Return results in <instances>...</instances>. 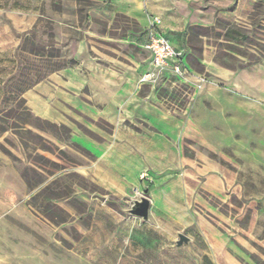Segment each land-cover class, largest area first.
<instances>
[{
  "label": "rangeland",
  "instance_id": "rangeland-1",
  "mask_svg": "<svg viewBox=\"0 0 264 264\" xmlns=\"http://www.w3.org/2000/svg\"><path fill=\"white\" fill-rule=\"evenodd\" d=\"M150 16L185 50L186 82L138 83ZM93 61L182 117L170 174L135 176L114 162L90 176V144L115 128L85 95L59 93L45 118L30 111L26 91ZM141 196L147 221L125 213ZM180 234L189 241L176 247ZM40 259L264 264V0H0V264Z\"/></svg>",
  "mask_w": 264,
  "mask_h": 264
},
{
  "label": "crops",
  "instance_id": "crops-1",
  "mask_svg": "<svg viewBox=\"0 0 264 264\" xmlns=\"http://www.w3.org/2000/svg\"><path fill=\"white\" fill-rule=\"evenodd\" d=\"M146 26L147 23L141 43L145 57L144 66L141 67L143 70L149 67V54L143 49ZM160 33L168 40L161 29ZM168 41L174 48L186 53L184 49ZM184 55L186 61V54ZM186 65L189 73L187 62ZM135 81V78L127 77L123 71L114 70L113 65L93 61L88 65L80 64V67L58 70L26 91L24 99L35 116L45 118L59 93L76 97L85 95L98 108L99 115L114 125L115 131L109 140L89 146L90 152L95 155V161L89 164L90 176L108 175L114 162L135 176L144 171L155 172L156 167H159L158 172L170 174L177 167L176 141L182 133V117H175L146 97L140 96L139 86ZM125 121L130 125H126ZM139 122L146 123L156 132L141 131L137 127ZM29 221L35 236L45 242L51 240L52 231L48 227ZM40 264H43L42 259Z\"/></svg>",
  "mask_w": 264,
  "mask_h": 264
},
{
  "label": "built area",
  "instance_id": "built-area-1",
  "mask_svg": "<svg viewBox=\"0 0 264 264\" xmlns=\"http://www.w3.org/2000/svg\"><path fill=\"white\" fill-rule=\"evenodd\" d=\"M160 19L150 16L146 26V39L143 49L149 54V71L139 77L140 85H156L159 81L174 78L186 82L188 67L185 55L174 48L160 33Z\"/></svg>",
  "mask_w": 264,
  "mask_h": 264
},
{
  "label": "water",
  "instance_id": "water-1",
  "mask_svg": "<svg viewBox=\"0 0 264 264\" xmlns=\"http://www.w3.org/2000/svg\"><path fill=\"white\" fill-rule=\"evenodd\" d=\"M150 210V200L146 197H139L137 200H133L131 207L125 210L130 216L140 218L142 221H147L149 219ZM189 239L180 234L178 236V241L176 242V247H180L182 244L188 243Z\"/></svg>",
  "mask_w": 264,
  "mask_h": 264
},
{
  "label": "trees",
  "instance_id": "trees-1",
  "mask_svg": "<svg viewBox=\"0 0 264 264\" xmlns=\"http://www.w3.org/2000/svg\"><path fill=\"white\" fill-rule=\"evenodd\" d=\"M237 68H239V67H237ZM207 261V264H211L208 260H206Z\"/></svg>",
  "mask_w": 264,
  "mask_h": 264
}]
</instances>
